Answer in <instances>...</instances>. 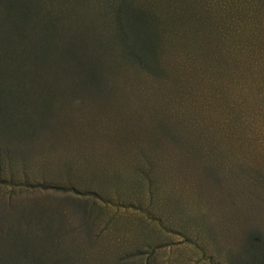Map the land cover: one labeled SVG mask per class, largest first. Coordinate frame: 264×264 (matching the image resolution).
Instances as JSON below:
<instances>
[{
    "label": "rangeland",
    "instance_id": "rangeland-1",
    "mask_svg": "<svg viewBox=\"0 0 264 264\" xmlns=\"http://www.w3.org/2000/svg\"><path fill=\"white\" fill-rule=\"evenodd\" d=\"M0 264H264V0H0Z\"/></svg>",
    "mask_w": 264,
    "mask_h": 264
}]
</instances>
